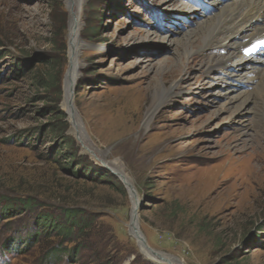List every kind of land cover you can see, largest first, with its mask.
<instances>
[{"label":"rangeland","instance_id":"374dc122","mask_svg":"<svg viewBox=\"0 0 264 264\" xmlns=\"http://www.w3.org/2000/svg\"><path fill=\"white\" fill-rule=\"evenodd\" d=\"M211 4L84 0L67 95V0H0V203L10 206L0 213V264H49L53 249L65 252L56 264H168L157 253L178 264H264V77L250 89L233 58L211 69L230 51L200 40L181 55L226 5ZM51 57L62 66L59 95L36 81ZM27 198L39 206L24 209ZM135 209L156 253L133 234ZM68 211L88 224L64 235ZM44 216L52 228L38 224ZM8 239L15 253L1 249Z\"/></svg>","mask_w":264,"mask_h":264},{"label":"bare ground","instance_id":"6f19581e","mask_svg":"<svg viewBox=\"0 0 264 264\" xmlns=\"http://www.w3.org/2000/svg\"><path fill=\"white\" fill-rule=\"evenodd\" d=\"M211 2V5L218 6L220 4L223 5L224 3H226V5L219 9L221 13L218 15V18L214 19L212 22L209 21L208 23H205L207 24L206 26H200L198 32L195 31L188 35L185 44H182L184 45V50L181 51V55L192 53L195 41L199 40L203 42L207 49L212 47L213 49L220 50L224 53L230 51L228 59L224 58L221 62H215L211 69L218 67L223 70L224 68H227L229 66L228 61L233 58V67L237 66L236 72L238 77L246 79V83L249 85V88L252 89L254 88V85L257 84L254 80L256 79L259 82L262 80V77H264V73L260 75V71L262 72V69L264 68V0H211ZM83 3L84 0H67V4L70 6L73 13V19L70 23L72 30V47L70 52L72 67L67 79V95L70 93L76 79L77 66L80 62V50L83 46L79 36L80 29L82 28L80 13ZM243 60L246 61V65L240 64ZM258 86V94H264V80ZM262 102L261 105L263 109L261 114L263 118L258 119V121L262 126V128L260 127L262 132H264V98ZM262 147L264 146L262 145ZM116 163L118 168L117 172H119L121 177L126 179L128 187L134 192L131 180L128 179L127 175L124 173L118 160ZM137 221V215H133L132 223L136 229H138L136 227ZM134 233L136 232L134 231ZM139 234L142 237L140 232ZM136 237L138 238L137 233ZM138 241L139 245L143 248V252L150 255L152 252L146 247L145 243L139 239ZM153 256L158 260L157 263L160 261L162 262L163 260L168 262V264H178L176 262H171L170 258L158 253Z\"/></svg>","mask_w":264,"mask_h":264},{"label":"trees","instance_id":"16d2710c","mask_svg":"<svg viewBox=\"0 0 264 264\" xmlns=\"http://www.w3.org/2000/svg\"><path fill=\"white\" fill-rule=\"evenodd\" d=\"M62 29H63V27L61 28V30ZM86 39H88V38L86 37ZM55 45L58 46V48H60V49H61V47L65 48V45L62 43V41L61 42L57 41L55 44H53V46H55ZM49 63L51 64V66H50L48 73L45 74L43 77H37L36 81L39 83L40 88L44 89V91L57 93L59 95V93H60V82L62 79V70H61L62 66L60 65V58L59 57H51V58H49ZM59 97L60 96L57 97L58 98L57 101H59ZM66 128H67V124L64 123L62 119H59L58 120V126L55 127L54 131L56 133L64 134V132H66ZM64 138H67L69 140L66 144L69 145L70 149H72V147L74 148V144H73L71 138L66 137V136ZM1 204L2 203H0V213L3 211L8 212L10 206L4 207ZM20 206L23 207L24 209H26V208H31V207L35 208L39 205L35 203L34 199L27 198V199L22 200L20 202ZM51 218H52V216L41 217V219L38 220V224L39 225L43 224V226H50L52 228L53 225L55 224L56 220H55V218H53L51 220ZM79 223L85 224V226H86L88 224V221H85L83 218L79 217V211H68L66 213L64 221L61 223H58L57 229L59 228L60 233H62L64 235H68L69 232L72 233L73 228H80V230H83V228H85V227H80ZM14 243H15L14 240L8 239L3 244L1 249H3L4 251L9 250L13 253L14 252V246H15ZM63 254H65V252L60 251L58 249H53V252H51V254H49V258H48L49 264H56L58 261H60Z\"/></svg>","mask_w":264,"mask_h":264},{"label":"water","instance_id":"95a60500","mask_svg":"<svg viewBox=\"0 0 264 264\" xmlns=\"http://www.w3.org/2000/svg\"><path fill=\"white\" fill-rule=\"evenodd\" d=\"M135 215H137V212H136V209H135ZM131 228H132V231H135L136 233H137V235H138V238L136 237V233L134 234V232H133V234L135 235V237H136V239L138 240H141V241H143V243H145V245H146V247L149 249V247L147 246V244H146V241H145V239L143 238V237H141L140 236V234H139V229H136L135 227H134V224L132 223V225H131ZM136 229V230H135ZM141 233V232H140ZM151 252H153V253H156V252H154V251H152L151 249H149Z\"/></svg>","mask_w":264,"mask_h":264}]
</instances>
